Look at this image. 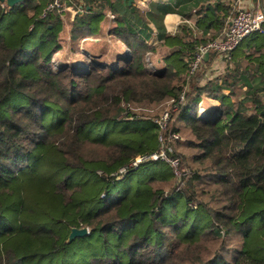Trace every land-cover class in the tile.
<instances>
[{"label": "trees", "instance_id": "obj_1", "mask_svg": "<svg viewBox=\"0 0 264 264\" xmlns=\"http://www.w3.org/2000/svg\"><path fill=\"white\" fill-rule=\"evenodd\" d=\"M48 2L0 0V264H264V86L250 85L238 47L229 70L208 75L210 52L190 71L228 27L233 0H178L195 25L174 34L170 5L68 0L82 10L71 52L103 38L110 14L107 34L130 51L117 65L89 59L86 71L54 59L65 21L41 17ZM150 23L156 42L140 33ZM250 36L264 47V34ZM257 61L264 69V54ZM162 142L181 180L165 161L131 166ZM73 227L89 233L69 241Z\"/></svg>", "mask_w": 264, "mask_h": 264}, {"label": "built area", "instance_id": "obj_2", "mask_svg": "<svg viewBox=\"0 0 264 264\" xmlns=\"http://www.w3.org/2000/svg\"><path fill=\"white\" fill-rule=\"evenodd\" d=\"M68 0H49L45 6L41 17L47 16L49 13L57 11L64 13L70 11L74 15L77 13L71 5L67 4ZM151 0H143L142 4L149 3ZM244 0H237L236 13L232 16L228 27L225 29L223 35L217 39H213L206 44L199 47L195 57L190 62V71L194 73L200 68L202 61L205 59L204 55L210 52H218L223 57H230L233 50H235L244 38L254 34H264V6L259 7L249 5L243 2ZM82 12V10H79ZM114 18L113 14H110ZM183 99V96L181 97ZM169 112L164 114V119H167ZM172 147L162 142L161 147L150 154H143L136 157L132 163V167H138L145 161H165L167 162L175 176L181 180L186 171L181 165L178 157L171 155ZM122 168L121 171H124Z\"/></svg>", "mask_w": 264, "mask_h": 264}, {"label": "crops", "instance_id": "obj_3", "mask_svg": "<svg viewBox=\"0 0 264 264\" xmlns=\"http://www.w3.org/2000/svg\"><path fill=\"white\" fill-rule=\"evenodd\" d=\"M177 1L178 0H151L149 1V3L142 4L143 0H136L135 6L139 7L141 10H148L150 8V5L152 4L163 5V6L170 5L173 8V10L165 15L164 24L166 26L167 31L169 33L174 34L180 31V26L184 23H188L193 27L195 25V19H191V18L188 19L184 15V12L194 11V8L190 7L188 10L183 9L184 6H182V3H177ZM210 1H214V0H210ZM243 2L256 7H259L262 4L264 6V0H244ZM233 3L236 4L237 0H233ZM182 10L184 12H182ZM77 12L82 13L81 11H77ZM71 15L74 16L73 13ZM111 21L112 20L110 16V18L108 17V20L102 22V24L103 26H105L107 22H111ZM212 31L216 32L215 30ZM140 33L146 38L148 42L157 41V29L153 23H150V25L147 28L141 29ZM102 39L95 38L92 40L94 42H99ZM263 54H264V47L261 46L259 40L254 36H248L244 38L235 52V61L236 60L239 61V64L242 67L244 65L250 66L252 73L248 76H251V81H252L250 84L251 86L252 85L264 86V75L262 76L264 69L261 67L259 68L257 63L258 62L257 59H259L260 56ZM229 64L230 63L222 55L219 54L215 57V60L213 62V68H217L220 69L219 71L225 72L229 70L230 68ZM247 87L248 85L243 86V90H246Z\"/></svg>", "mask_w": 264, "mask_h": 264}, {"label": "rangeland", "instance_id": "obj_4", "mask_svg": "<svg viewBox=\"0 0 264 264\" xmlns=\"http://www.w3.org/2000/svg\"><path fill=\"white\" fill-rule=\"evenodd\" d=\"M63 14H64L63 19L65 21V28L63 29L61 33V38H62L63 43L65 44V48L64 50H62L61 52L53 56L54 59H56L58 62L60 63L75 62L76 65L81 66V70L86 71L90 69L91 64H90L89 59H91V61H95L94 63L101 62L100 64H104L105 62H109L110 64L117 65L118 57L125 60L127 57L130 56V51L124 44L112 38L111 36H109V34H107V30L113 24L112 21L107 22L106 25L104 26L103 34H104V37L106 38L104 37L103 39L101 38L102 40H100L99 42H94L92 39L81 41L79 45L76 46L77 48L76 52H71L70 51V44H71L70 31L72 29L71 20H73L74 16L71 15L72 13L70 11H66ZM111 20H113V18H111ZM89 53L95 54L97 56L95 58H92L90 57ZM155 64L160 65L161 64L160 60L157 59L155 61ZM219 70L220 69L213 68L211 66L208 69L207 73L208 75H217V74L223 73ZM137 109L143 113H153L155 111L152 106H146V105H142V106L139 105L137 106ZM165 113H163L162 117H164ZM182 151H185V149H183Z\"/></svg>", "mask_w": 264, "mask_h": 264}, {"label": "water", "instance_id": "obj_5", "mask_svg": "<svg viewBox=\"0 0 264 264\" xmlns=\"http://www.w3.org/2000/svg\"><path fill=\"white\" fill-rule=\"evenodd\" d=\"M2 2H6L8 5L13 6L16 5L17 3L23 1V0H1ZM135 2L136 0H123V3L129 7H131V11H135L136 10V6H135ZM209 56V53H206L204 55L205 59H207ZM264 100V99H263ZM89 233V230L87 227H82V228H78V227H73L69 236V241L73 240L74 238H76L77 236H83Z\"/></svg>", "mask_w": 264, "mask_h": 264}]
</instances>
